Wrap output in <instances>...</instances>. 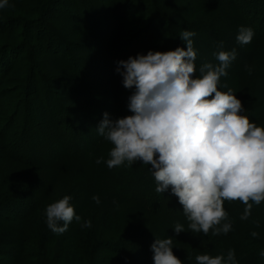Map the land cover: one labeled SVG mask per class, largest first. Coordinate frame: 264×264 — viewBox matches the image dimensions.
Wrapping results in <instances>:
<instances>
[{
	"label": "trees",
	"instance_id": "16d2710c",
	"mask_svg": "<svg viewBox=\"0 0 264 264\" xmlns=\"http://www.w3.org/2000/svg\"><path fill=\"white\" fill-rule=\"evenodd\" d=\"M60 2L62 1L8 0L9 6L4 8V15H7L10 20L0 24V227L11 222L9 223L13 227L11 233L15 235V241L0 240V264H22L26 260H29L27 264H37L36 261L38 264H53L51 257L59 258L62 255L70 256L72 254L74 255V264H96L93 258L87 256L89 250L85 251L76 247L66 250L64 248V252L56 251L54 249L56 242L62 236L51 232L46 225L45 232L43 231L39 235L38 245L33 244V240L28 243L25 238L28 225L34 219H38L40 213H43L45 207L53 201L50 200V196L56 190V186L54 188L49 180L44 182L28 178L20 167L12 166L9 161L45 169L46 164L41 162L44 154L49 156L47 159L49 160L51 153L58 152L51 148L50 141L45 140L44 135H41L46 129H41L44 130L43 132L39 131V127L44 124L42 110L45 108L54 109V119L67 115L66 112L69 110L75 111L76 116L79 117V123L71 120L68 116H65L61 122L69 128L74 142H81V146L87 150L86 152H89L88 149L99 151L103 149L104 141L103 137L97 134L96 128L103 118L102 114L107 112L109 119L131 115L127 108V98L132 89L123 87L122 77L115 71L117 61L126 60L129 56L135 57L137 53L146 54L149 50L163 52L174 50L177 46L181 47L184 45L179 39L182 30L195 32L192 40L196 47L204 39L211 55L218 50L230 51L226 42L232 41L235 30L224 32L225 25H221L217 21L223 20L227 24L226 18L228 17H233L242 25L250 26L256 40L264 39V0H249V2L248 0H178L179 6L187 10L185 15L188 17L185 19L194 22L191 23L190 28L182 27L179 24L183 16L181 10L179 12L170 9L169 5H164V0H65L62 8H58ZM138 2H140V8H136ZM203 10L206 11L203 12ZM49 17H55V19H49ZM27 20L30 22L27 23ZM134 22H137V28L130 31L128 28ZM255 23L258 24L257 28ZM36 24L39 25L36 29L38 37L29 35L31 30L36 28ZM17 25H23L21 34L13 32ZM228 26L230 27V25ZM239 27L240 25H238ZM212 32L219 33L220 37L224 32L221 40L225 44L222 49H218L217 44L211 41ZM18 35V38L23 40H17ZM160 36L166 38L159 42ZM147 38L149 41L145 42L144 39ZM154 38L158 39L156 43L153 42ZM3 45L5 49L2 50ZM33 51L34 53H32ZM40 55L43 59L52 56L58 61L66 59L65 61L69 64L63 65L66 70L71 71L72 77L76 76L85 82L96 83L95 91L85 90L87 95L91 94L89 114H78V110L67 107L70 100L80 96L79 88L71 89L75 87V84H70L72 87L70 85L65 87L66 97L59 93L58 96H54V92H52L54 89L48 85L53 79L52 74L41 69L43 64L40 63L42 61L39 60ZM238 56H241L240 61L235 60L236 64L230 63L231 68L226 71L230 74L235 94L238 93V86L235 85L233 78L240 79L243 72H245V77H248L254 72L251 56H247V51L239 52ZM208 58L204 56L199 63L216 64L212 60L208 61ZM240 70L242 72L237 74ZM98 71H102L100 76L97 75ZM196 73L193 74V77ZM61 84L64 86L67 83L64 81ZM14 87L17 91L21 90V94L14 95L13 98L9 94ZM39 92L42 96L37 102L36 95ZM245 104L250 105L251 102ZM247 107L260 111L263 108L256 105ZM251 116L255 122L264 119V116L260 114ZM50 124L53 125V120ZM74 142H70L72 152H74V146L79 147ZM42 147L44 149L41 153ZM52 150L53 152H51ZM64 154L61 153V155ZM55 159H57L56 156L52 160ZM53 162L55 163V161ZM133 164H137V161ZM53 167L50 169V176L54 174L55 166ZM136 170L138 172L134 174L117 177V180L109 188V202L105 206L111 208L124 204L135 205L143 211L145 229L136 227L128 229L126 227L128 230L122 234H115L114 231L107 241L104 242L101 239L98 241L93 253L102 249L106 250L105 255L109 259L116 257V262L113 264H153L150 245L155 238L171 237L174 256L180 259L176 247L181 244L186 247H180L186 248V250L188 248L190 252V255L183 256V264L193 263L195 260L189 259H195L197 255L201 254L226 255L224 243L226 239L222 234L213 236L191 233L187 229L188 221L182 213L181 206L177 215H173V209L168 211L174 205L177 208L179 206L176 205L174 199H171L173 195L166 191L157 195V199L154 197L151 200L152 196L149 195L148 190L149 187H153L152 174L149 171H142L144 169L140 167H137ZM143 178L145 179L143 180ZM78 188H75L74 191H64L63 195L69 193L70 201H74L70 204L73 206L75 214L81 217V221L77 223L73 220V222L78 225L76 233L82 235L85 230L81 224L92 212L90 206H82L79 203L80 194L85 191L81 185ZM168 192L171 194L170 197ZM55 195L56 193L53 194V196ZM81 201L83 204L85 203V199H81ZM103 202L100 203L104 204ZM150 205L152 206L150 207ZM233 205L238 209H244L241 202L234 201ZM254 210L258 212L257 216L264 219V202L254 205L250 211ZM167 212L173 216L171 219L166 218ZM236 216L232 218L237 220ZM97 218L103 221L102 218ZM239 220L241 221V219ZM93 221H96V217ZM150 221L151 223L161 222L164 225L161 228L154 227L153 229L148 223ZM169 222H171V228ZM43 223L46 224L45 220ZM105 223L108 224L107 221ZM176 223L183 225L186 232L174 233L172 228ZM151 229L156 234L161 229L166 230L155 236L154 233L152 235ZM120 230L121 227L118 232ZM231 231L233 229L229 231V237L242 245L240 251L243 252L240 255L244 256V264H258L262 259L259 253L263 248L260 245L257 247L256 242H248V238L240 237ZM114 235L116 236L114 237ZM98 249L100 250L98 251ZM70 259H72L71 256ZM182 259L180 260L182 261Z\"/></svg>",
	"mask_w": 264,
	"mask_h": 264
},
{
	"label": "clouds",
	"instance_id": "9594fccd",
	"mask_svg": "<svg viewBox=\"0 0 264 264\" xmlns=\"http://www.w3.org/2000/svg\"><path fill=\"white\" fill-rule=\"evenodd\" d=\"M7 6L8 0H0V9ZM253 35L250 26H241L235 39L245 45ZM194 36L195 32L182 30L179 39L184 48L149 50L117 61L115 71L123 87L132 89L127 98L131 115L112 120L105 112L96 132L112 145L104 161L109 169L136 161L151 165L155 192L170 191L177 198L187 229L204 235L211 229L215 236L231 229L224 201L239 200L244 205L241 220L248 219L254 205L264 202V127L242 114L245 109L231 89H217L236 58L235 48L214 52L218 64H201L199 75L193 77L197 71ZM217 48L222 49L223 43L218 42ZM70 200V195H64L45 207L46 226L54 234H63L73 220L81 221ZM92 200L100 203L95 195ZM81 227H91L90 221ZM172 231L186 232L180 223ZM172 248L171 237L155 238L150 245L153 264H183ZM259 255L264 257V250ZM195 261L237 264L231 249L226 255H197Z\"/></svg>",
	"mask_w": 264,
	"mask_h": 264
},
{
	"label": "rangeland",
	"instance_id": "374dc122",
	"mask_svg": "<svg viewBox=\"0 0 264 264\" xmlns=\"http://www.w3.org/2000/svg\"><path fill=\"white\" fill-rule=\"evenodd\" d=\"M61 1L62 2H60L58 4V8H62V4L65 0H61ZM248 2H249V0H248ZM164 5H169L168 7H170V9H174L175 11L180 12V10H181V13L183 14V16H182L183 19L181 18L182 21L180 20L181 23H179V24L182 27L184 26V27L190 28L191 23H194L193 21H191L189 19H185L186 17H188L185 15L187 10H185V8L179 6L178 0H164ZM136 8H140V2H138L136 4ZM204 11H206V10H203V12ZM4 12H5L4 8L0 9V24L2 22H6L7 20H10V18H7V15H4ZM49 19H55V17H49ZM141 21H143V20H141ZM217 21L221 25H225L224 32H230V30H233V29L235 30V34L233 35L234 38L232 39V41L226 42V46L229 47L230 50L233 48L236 49V58L231 63L236 64L235 60L240 61L241 56H238L239 52L247 51V56L248 57L251 56V63L253 65L252 68L254 69L253 75L245 77V72H243L240 79L236 80L235 77L233 78L235 85L238 86V93L235 94V92L233 90V86H232L233 83L231 81V78L229 77L230 76L229 72H227L226 76L220 77L218 85H217V89L221 92H227L229 89H231L232 93L235 95V97L237 99H239L241 101V105L245 109V111L242 114L247 116L249 118L250 122H253L254 120L252 119V116H251L252 114H255V115L260 114L261 116H264V39L256 40L255 36H253L250 43L245 44V45H240L236 42V39H235L237 32H238V25H240V27L241 26H247V25L240 24V22H238L233 17L226 18L227 24H225L223 20H220V21L217 20ZM29 22H30V20H27V23H29ZM136 23L137 22H134V24H132V26H129L128 29H130V31H134L137 28ZM228 25H230V27ZM24 26H25V24H24ZM255 26L257 28L258 24L255 23ZM22 27H23V25H17L13 32L14 33L18 32V34H21V28ZM35 27L36 28H33L31 30V34L29 33V35L38 37L39 34L36 33V29L39 27V25L36 24ZM9 30H10V32H12L11 29H9ZM224 32H222L223 35H224ZM199 35H202V34H199ZM222 36L220 37L219 33L214 34V32H212L210 39L212 42H214L216 44H218V42H222L223 44H225L221 40L223 38ZM18 37H19V35L16 37L17 40H23V39H20ZM163 38H166V37L160 36L159 40L157 38H154L153 42L156 43L157 40L159 42H161L163 40ZM197 39H198V35H197ZM144 41L148 42L149 38L144 39ZM21 44H23V43H21ZM184 47H185L184 45L181 46V48H184ZM1 48H2V50L5 49L4 45ZM193 48L195 49L196 54H197L196 60H195V67L197 69V73H196L197 76L199 75L198 70L201 66L200 65L201 63H199V61L204 56H206L207 58L210 56L208 58L209 59L208 61L212 60L216 64H218V61L215 60L214 56L209 54L207 43L204 39L200 41L199 46H197V47L193 43ZM247 48H248V50H247ZM32 50H34V48H32ZM34 51L32 53H34ZM40 57H41V55H40ZM40 59L42 60L40 63L43 64V67L41 69H43V71H45V72H50L52 74V75L51 74L50 75L53 79L50 81V84H48V85L49 86L51 85L50 88L54 89V90H52V92H54V96H58V93H59V94L63 95L64 97H66L65 92L67 90H65V87L69 86L70 84L71 85L75 84V87H73L71 89L79 88L80 90H78V91H80V96H76L72 100H70L69 105L67 107H69V108L71 107V109L78 110L79 111L78 114H84V113L89 114L90 113L91 94L89 93L87 95L85 93V90L90 89L91 91H95L96 90V86H95L96 83L91 82V81L85 82V80L83 81L80 78H77L76 76L72 77L71 71L67 69L69 71L68 72L65 69V66L63 65V64H66V65L69 64V63H67V61H65L66 59H61L58 61L54 56L49 57V58H45V59H43L41 57V58H39V60ZM230 68H231V66L229 65V67L226 71H228ZM241 72L242 71L240 70L237 72V74H240ZM101 73H102V71H98L97 75L100 76ZM56 81H58V82H56ZM64 81L67 84L62 86L61 83ZM74 81H75V83H74ZM6 86H8V85H6ZM49 86H47V87L49 88ZM7 88H9V87H7ZM20 91H17L16 88L14 87V89L11 90L9 95L10 96L12 95V97L14 95H20L21 94ZM84 93H85V95H84ZM92 93H94V92H92ZM41 96L42 95L40 92L37 93V95H36L37 102L39 101V99H41ZM12 97H11V99H12ZM210 98L211 97H208V99H210ZM248 102H251L250 105L262 106L263 108L261 109V111L258 109H255V108L249 109L247 106L250 107V105L245 104ZM57 107L58 106H56L55 108H57ZM65 109H66V107H65ZM54 111H55L54 109H47V108H45V110H42V113H43L42 116L44 118L43 119L44 124L39 127V131L41 129H44V130L46 129L45 131L41 130L42 132L44 131V133L41 135H44L43 138L45 140L50 141L49 145H51V148H53L54 150L56 149V151H58V152H56V154H54V152L52 150L51 152H53V153H51V157L49 160H47L49 156H46L44 154V158L42 159L41 162L43 164H46V166H45L46 168L43 169V168H38V167H31V166H27V165H22L21 163L10 162V161H9V163L16 168L20 167V169H22V172H24V174L30 179H36V180L44 181V182H46L45 180H47V181L49 180L50 182H52V185L54 186V188L56 186V190H54L53 193H51L52 195L50 196V198H51L50 200H53V201H51V203L62 198L64 196L63 195L64 191L65 192L70 191V190L74 191L75 188H78V186L81 185L85 192L83 194L81 192L80 198L78 200L82 206H87V205L90 206L89 208L91 209L92 213L91 214L89 213L86 216V218L84 219V221L85 220L90 221L91 227L84 228L85 233L82 235H78V233H76V227H78V225L72 221L69 224L67 231H65L63 234H58V236H62V237L59 239L56 238V239H58V242H56V247L54 249H56V251H58V252H60V251L64 252L67 248L73 249L76 247L81 248V250L83 249L85 251L89 250V252H87V256L89 255L91 258H93L96 261V264H113L116 262V257L109 259V257L105 255L106 250L102 249L101 251H99L100 249H98L99 252L93 253V250H94L95 246L98 244V241L100 239L104 242L107 241L110 234H112L114 231H115V234H118V233L122 234L125 230L133 229V227L145 229L144 227L146 226V224L145 223L143 224V221H144V218L142 217L143 211L140 208L136 207L135 205L130 206V205L124 204V205H119V206H115V207H111V208L110 207L106 208L105 205L108 204V202H109V192H108L109 188L112 186V183L115 180H117L118 176L134 174V173L138 172L136 170L137 167H140V168L144 169L142 171L147 172V171H149L148 169L151 167V165H144V164H141L140 161H137V164H132L130 166H127L126 164H122L119 167H113L112 169H109L105 165L104 161L109 158L107 154H108L109 149L112 147V145L108 141L102 139L104 141L103 149H101L99 151H96L93 149H88L89 152H86L87 150L82 148L81 142H78V143L74 142V137L71 136V133L69 132V128L65 127L63 125V123L61 122V120L65 116H68L69 118H71V120H75L76 122L79 123V117L76 116L75 111L69 110L68 112H66L67 115H65V116L63 115V117L59 116V118H57V119H54V116H55ZM51 118L53 120L54 126L52 124H50V122L52 123ZM116 118H118V117H115L112 120H114ZM254 123L257 126L264 127V119H261L258 122L254 121ZM57 135H58V137H57ZM70 142H74V144L76 146H79V147L74 146V152H72L70 149V146H71ZM41 149L40 150L42 153L44 148L42 147ZM59 151H60V153H59ZM61 153H65V154L61 155ZM71 153H73V154H71ZM54 156H56L57 159L52 160V159H54ZM97 158L101 159L100 164L95 163ZM53 161H55V163ZM53 166H55V171H54V174L52 176H50L49 172ZM144 179L145 178H143V180ZM56 183L58 184V186ZM152 183H153V187H149V190H148L149 195L152 196V197H150L151 200L154 197L157 199L158 198L157 195L160 194V193L155 192L156 182L154 181L153 177H152ZM80 188H78V189H80ZM169 192H168V196L170 197L171 194H169ZM54 193H56L55 196H53ZM67 195H70V194L68 193ZM93 195L97 196L99 198L100 202L104 201L103 202L104 204L94 203L92 200ZM54 197H55V199H54ZM81 199H85L84 204L82 203ZM171 199H174V202L176 203V205L178 204L179 206L177 208V206L174 205L173 208L168 209V211H171L173 209L172 210L174 213L173 215H177V214H179V209H181L182 206L178 203L177 198L174 195L172 196ZM234 201H236L238 203L240 202L239 200H233V201L226 200L222 204V207L224 208V210L228 214V218H229V221L231 223V229H233V231H231V232L237 233L240 237L244 236V237L248 238V242H250V241L256 242V246L258 247V245H260V247L263 248L262 250H264V219L257 216L256 214H258V212L256 210H254V211H250V215H249L248 219L240 221L239 219L243 213V210L235 207L233 205ZM70 202H74V201H70ZM151 206L152 205H150V207ZM180 206H181V208H179ZM158 208L161 209V207H158ZM165 209L167 210V206ZM44 210H43V213H40V216L38 217V219H36V220L34 219L27 227L25 238L28 240V243H30L33 240L34 241L33 244L38 245L39 241H40L39 235H41V233L43 231L45 232L44 228H45L46 224L43 223V221L45 220ZM237 214L239 217L236 216ZM170 215L171 214L169 212H167L166 218L171 219V217H173V216L172 215L170 216ZM233 216H236L235 218H237V220L232 218ZM94 217H96L95 222L93 221ZM97 217L102 218L101 220H103V221H100ZM105 221H107L108 224H106ZM9 223H11V222H9ZM9 223L6 224L5 226L0 227V240L5 241V240L11 239L12 241H15L14 240L15 235L13 233H11L13 227ZM148 223L150 225V228H153V229H154V227L161 228L164 225L161 222L157 223L155 221L153 223H151V221ZM169 226L171 228V222H169ZM172 226H173V223H172ZM120 227H121V230L118 232ZM126 227L128 229H126ZM153 229H151V233H152V235L154 233L155 236L160 234V232L164 233V231L166 230V229H161L160 231H158V234H156L155 231L153 232ZM253 231L257 233V236L255 238L251 236V233ZM9 233H11V234H9ZM228 234H230V232H228L227 234H222L226 239V240H224L226 254H227L228 250L231 249L234 253V257H235L237 264H244V256L242 254L240 255V253L243 252V251H240V250H242L241 249L242 245L240 243H238L237 241L232 240ZM207 235H212L211 229L209 230V233ZM115 236L116 235H114V237ZM56 239H55V241H56ZM188 239H189V237H188ZM188 243H189V241H188ZM180 246L186 247V245L181 244V245H178L176 247L178 254L180 255V257H179L180 259L184 258L183 256L190 255L188 248L186 250V248H183ZM64 248H65V250H64ZM258 250H260V249H258ZM70 256L72 257V259H70ZM70 256H68V255L63 256L62 255L59 258L58 257H51V261H53V264H74L73 263L74 255L72 254ZM83 257H85V256H83ZM26 259H28V258H26ZM189 260H195V259H189ZM26 261L23 263L27 264L29 262V260H26ZM36 262L38 264V261H36ZM182 262H184L183 259H182ZM194 262H196V261H193V263ZM193 263H191V264H193ZM258 264H264V257H262V259L258 262Z\"/></svg>",
	"mask_w": 264,
	"mask_h": 264
}]
</instances>
